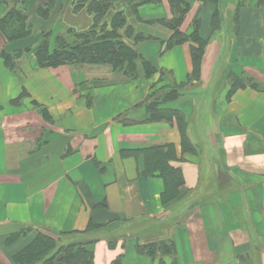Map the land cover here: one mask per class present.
Masks as SVG:
<instances>
[{"label": "crops", "instance_id": "obj_1", "mask_svg": "<svg viewBox=\"0 0 264 264\" xmlns=\"http://www.w3.org/2000/svg\"><path fill=\"white\" fill-rule=\"evenodd\" d=\"M48 1L0 0V18L15 4L34 28L31 37L11 43L0 32V52L14 54L62 20L78 30L91 25L93 16L86 9L74 13L71 0H57L44 19L37 8ZM62 4L69 6L60 10ZM138 16L128 19L150 37L138 50L169 73L167 83L186 82L194 68L192 42L165 50L174 33L161 21L172 16L168 1L143 4ZM196 23L208 42L201 78L176 102L195 152L183 151L176 122L144 119L151 86L162 85L160 71L145 78L140 68L132 80L109 63L40 67L32 53L11 69L0 55V264H14L39 230L73 236L90 223L98 226L93 233L108 236L146 239L155 231L161 235L155 240L175 243L179 264H264V0H193L180 30L190 34ZM231 72L246 85L228 97ZM24 91L29 95L20 99ZM167 144L184 176L170 203L163 199L164 179L144 174V151ZM100 242L96 256L114 255Z\"/></svg>", "mask_w": 264, "mask_h": 264}, {"label": "trees", "instance_id": "obj_2", "mask_svg": "<svg viewBox=\"0 0 264 264\" xmlns=\"http://www.w3.org/2000/svg\"><path fill=\"white\" fill-rule=\"evenodd\" d=\"M162 0H72L74 13L79 10L86 11L93 16L92 23L82 30L72 25L65 24L61 32L52 29H43L37 42L27 44L9 53L5 48L0 52L4 63L11 69L17 67L19 58L26 53H32L40 67H57L60 65L78 63H109L116 73H122L132 80L140 78V68L144 71L145 78H152L160 71L157 83L151 86L152 90L145 100L147 121L176 122L181 135L183 151L195 152L196 147L188 135V121L184 113L176 106V102L182 97L183 90L188 85H194L200 81L201 67L206 51L207 40L199 33V25H194L193 31L188 34L180 30V25L187 15L193 0H167L172 16L161 20L165 25L174 30L173 35L167 40L165 50H169L178 44L191 41V54L194 68L186 82L178 83L174 80L168 83L169 73L157 68L146 59L138 50L137 45L150 37L137 30L134 23L128 17L138 20V8L146 3H159ZM215 3L218 0H211ZM57 0H49L40 4L38 14L48 19L56 5ZM124 4V5H123ZM217 25L218 11L215 13ZM0 32L6 43H11L29 38L34 33L32 24L24 9L12 5L0 18ZM248 83L254 88L262 89L261 83L250 75H247ZM231 88L228 97L246 83L242 78L231 72L229 74ZM166 82V83H165ZM156 85V86H155ZM29 95L24 91L20 99ZM32 103L41 107L37 101ZM43 117L50 120L47 109H40ZM123 122L134 121L123 118ZM70 151V149L68 150ZM145 168L147 176L160 175L165 181L163 199L165 203L176 200L184 184V176L181 168L175 164L177 161L174 145L167 144L154 146L144 151ZM106 205V203H103ZM96 225L90 223L88 228L96 229ZM90 230V231H92ZM27 230L9 236L8 241L14 240L26 234ZM61 234L49 230H39L34 239L21 251L13 256L14 264H97L94 244L98 239L80 240L72 243H60ZM60 243V244H59ZM115 240H109L108 246L115 248ZM124 249L125 244H120ZM137 252L150 259L148 264H179L175 243L170 239L154 240L150 243H136ZM169 258V262L167 260ZM124 253L118 254L110 264H123Z\"/></svg>", "mask_w": 264, "mask_h": 264}, {"label": "rangeland", "instance_id": "obj_3", "mask_svg": "<svg viewBox=\"0 0 264 264\" xmlns=\"http://www.w3.org/2000/svg\"><path fill=\"white\" fill-rule=\"evenodd\" d=\"M72 1V0H71ZM69 5L67 4V5H63L62 4V7L60 8V10H65L67 7H68ZM73 6L71 5V8H72ZM65 8V9H64ZM62 12H60V14H61ZM68 18L66 19L67 21H69V22H72L74 19H73V17H69V15L67 16ZM72 20V21H71ZM76 23H78V21H75ZM65 24H67L64 20H62L61 22H60V27H57L56 26V24L55 25H51L50 27H48V28H46V29H53L54 30V32H56V31H59L60 30V32L62 31V30H64L63 29V27H64V25ZM74 27V26H73ZM76 28V27H75ZM78 29V28H77ZM38 37H32V39L31 40H34V39H37ZM39 38H40V36H39ZM38 38V39H39ZM17 61H19V60H17ZM165 81H167V79H165ZM195 91H196V89H192L189 93L191 94V93H195ZM144 105H145V103H144ZM95 229V228H94ZM133 229V228H132ZM90 230H92V229H90ZM87 231V232H85V233H78L77 235H73V236H61L60 237V243L62 244V243H72V242H76V241H80V240H91V239H98V241H97V245L100 247L101 246V242L100 241H103L105 244H107L108 243V241L109 240H112V239H114L115 240V248H111L110 246H109V248L111 249L110 250V253L112 252V254H114V255H112L110 258H109V256L107 257V253L105 252V251H102L101 252V254L100 253H98L97 254V256H96V262H97V264H110V262L118 255V254H120V253H124V261H125V264H148L149 262H150V259L148 258V259H146L147 257L146 256H144V255H142V254H139L138 252H137V250H136V248H135V246H136V243L138 242H140V243H150V242H152V241H154L155 240V238H159L160 236H158V235H155V231H153L152 232V235H149V237L148 238H144V236H140L139 234H135V235H131V236H122V235H120V234H115V235H111V234H109V236L108 235H105V234H102V232H95V233H93V230L92 231ZM154 230V229H153ZM157 231H159V229L157 230ZM93 233V234H92ZM164 236V235H163ZM151 238V239H150ZM131 239V241L129 242V244L130 245H128V241ZM163 239V238H162ZM59 243V244H60ZM120 244H125V245H123V246H125L124 247V249L123 248H121V245ZM135 244V245H134ZM127 246H128V248H129V251H128V255H127V252H126V250H127ZM139 256H141V257H139ZM126 258V259H125ZM138 258H141V260L140 259H138ZM144 258V259H143ZM147 260H149V261H147ZM167 260H168V262H169V258H167ZM123 261V262H124ZM124 264V263H123Z\"/></svg>", "mask_w": 264, "mask_h": 264}]
</instances>
